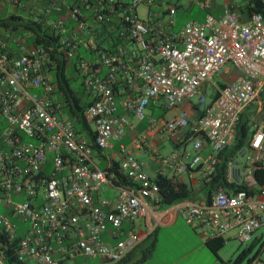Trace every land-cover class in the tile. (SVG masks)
<instances>
[{
    "label": "built area",
    "instance_id": "2783aa9c",
    "mask_svg": "<svg viewBox=\"0 0 264 264\" xmlns=\"http://www.w3.org/2000/svg\"><path fill=\"white\" fill-rule=\"evenodd\" d=\"M3 1L33 20L42 18L49 44H27V34L0 36V202L10 208L0 214V264H66L75 258L115 264L141 239L129 230L109 245L103 240L107 225L116 235L123 223L142 217L157 225L169 213L203 241L230 234L244 244L262 237L254 234L264 227V185L256 184L253 173L264 168V108L250 119L241 161L226 164L227 181L245 189L159 208L158 187L138 155L147 154L156 163L154 176L171 182L189 174L202 183L212 175L217 153L234 139L239 115L264 86L263 14L242 22L224 8L218 17L207 13L202 22L188 20L174 30L175 9L155 0H44L42 6ZM199 5L207 7L205 1ZM8 41L19 46L18 54L8 51ZM51 53L67 62L79 58L76 75L90 100L82 117L93 127L100 156L75 131L55 95L44 66ZM230 69L236 73L231 80L211 82ZM152 108L171 116H153ZM138 123L141 130L120 143ZM170 135L180 139L160 155L154 144ZM112 143L126 185L114 186L107 170ZM103 160L106 169L97 164ZM102 185L116 189L113 202L96 198ZM246 264L264 262L257 255Z\"/></svg>",
    "mask_w": 264,
    "mask_h": 264
},
{
    "label": "trees",
    "instance_id": "16d2710c",
    "mask_svg": "<svg viewBox=\"0 0 264 264\" xmlns=\"http://www.w3.org/2000/svg\"><path fill=\"white\" fill-rule=\"evenodd\" d=\"M239 12L246 17L251 13H261L264 15V0H247L246 4L241 7ZM24 14L21 12V10L16 11V13H10L8 15L4 14L3 18L0 19V33L5 34L3 38L7 39L9 33H12L16 36L27 34L29 35L26 39L27 44H33L37 46L40 44H43L44 46L48 45L49 42L47 36V28L41 25L42 18L37 17L36 20H33L32 15L26 14L25 16H23ZM103 33H105V30H102L101 34ZM49 57L50 58H46L44 66L47 70V73L51 77L52 83L55 85V95L58 97V100L60 102L64 103L65 113L72 121V125L75 131L79 135L84 136L92 152L96 156H100L99 149L93 145V136L90 132V129L84 123L82 117V112L89 105L90 100L88 95L84 93V90L80 86L78 81L79 78L76 75L75 63L79 58H71L67 62L63 58L54 56L53 53H51ZM81 59L87 60L89 58ZM71 72H73L76 77H72ZM72 84H76L77 90H74L72 88ZM259 95L262 99H264V92H261ZM209 99H212V96H209ZM155 109L156 108L151 109L153 116H163V114L165 113L163 110H160L159 113L154 115ZM137 126L138 129H141L143 127V123H138ZM247 131V120L243 115H239L237 124L234 129V139L232 143L222 151L217 153L216 157L218 159V162L214 167V172L211 176H209L206 180H203L201 183L199 193L202 196L208 197L209 194L217 192L219 190H222L225 193H234L238 190L245 189L241 185L237 186L227 181V179L225 178V169L228 161L236 159L242 154L246 144ZM121 142L125 143V140H121ZM101 169L106 168L103 167ZM107 170L114 175V178L112 180V184L114 186L126 185L129 183L125 179V177L121 173H119L118 161H110V165ZM253 175L256 184L258 186H263L264 168L255 170ZM152 180L158 187L160 195L159 208L169 206L179 201L191 200V191L189 190L188 186L178 182H171L170 180L160 176H154ZM254 241H257V239H255ZM203 243L205 248L210 253L216 255L217 251L224 245L225 239L223 237L209 238ZM14 244L15 240L12 244V247ZM152 246L153 242H150L147 246L138 248L139 258H137L136 260H134L133 257V252L136 250L135 249L125 258L115 264H139V262L144 260L149 255ZM251 247L252 245L242 250L234 259L233 264H238L241 260H243L246 257L247 253L250 251ZM258 254L259 250L255 252L253 257L257 256ZM248 261H250V259L247 260V262Z\"/></svg>",
    "mask_w": 264,
    "mask_h": 264
},
{
    "label": "crops",
    "instance_id": "0c3cea01",
    "mask_svg": "<svg viewBox=\"0 0 264 264\" xmlns=\"http://www.w3.org/2000/svg\"><path fill=\"white\" fill-rule=\"evenodd\" d=\"M199 1H205L207 3L206 8H202L199 5ZM35 6H42L44 0H33ZM247 0H176L175 4H171L175 9L174 16H173V29L176 30L180 28L185 21L191 20L196 22H202L205 15L207 13L211 14L214 17H218L221 15L224 8H228L238 13L240 20L243 22L247 19V17L243 14H240L239 10L243 5H245ZM5 5H8L3 1ZM158 5L161 6L159 3ZM11 6V5H10ZM13 7V6H12ZM14 8V12L18 11L19 9ZM196 8L197 11L194 12L195 16L198 19H189L187 18L192 12L193 9ZM155 12L158 9L154 8ZM22 12V11H21ZM24 14V12H22ZM25 13L23 16H25ZM0 36L4 37L5 34L0 33ZM8 51L13 54H18L20 52L19 46L14 45V43L8 41ZM236 73L230 69L227 76H223L221 78L222 82H227L231 80ZM221 82V81H220ZM264 92V86L259 92ZM183 108L190 109L187 104L185 103L182 105ZM264 108V99L258 95L255 102L249 106H247L242 113L240 114L245 117L247 120V125L249 128L250 119L257 115L259 110ZM193 113H188L189 118H191ZM138 125V124H137ZM135 126L132 130H128V134L122 139L123 141L127 142L132 136H134L139 130L138 126ZM180 139L178 135H170V136H163L161 139L155 142V150L159 153L160 151L167 149V154L176 144V141ZM87 142V141H86ZM120 143H122L120 141ZM117 146V145H116ZM116 147H112L111 151H108L110 156V161H118L117 156H115ZM206 149L203 150L205 152ZM142 157L145 162L154 163L148 164V167L145 169L143 168L144 173L148 178H150L147 174V170H152L154 172L156 168L155 161L149 159L147 154L140 153L138 158ZM142 158L140 159L142 161ZM146 158V159H145ZM105 162L104 167L107 165V161ZM143 162V161H142ZM154 178V177H153ZM150 178V179H153ZM176 182L182 183L188 186L189 190L191 191V200L195 201L202 198V195L199 193L201 188V183L196 179L194 175L185 174L176 178ZM104 186V192L108 193L110 190L116 189L113 186L109 185H102ZM101 186V187H102ZM101 190L98 191L96 198L98 200H106L108 202H113L115 196L113 198L105 197L102 199L101 197ZM136 220H139L138 222ZM132 223H123L120 226L119 232L114 235L112 234V229L109 225L106 226V231L103 235V240L109 244L113 245L118 240L122 239L125 234L132 230L140 239L141 242L136 250L133 252L134 260L139 258L138 248H143L147 246L150 242H153L152 249L150 250L149 255L139 262V264H231V258L229 254L233 252L226 253V246L225 243L221 249H219L216 255L210 253L204 246V241L200 239L183 221L176 215L171 213L166 214L164 220L159 224L155 225L152 220L149 218H137ZM141 221V222H140ZM257 239V238H256ZM255 240V239H254ZM225 249V250H224ZM229 252V251H228Z\"/></svg>",
    "mask_w": 264,
    "mask_h": 264
},
{
    "label": "rangeland",
    "instance_id": "374dc122",
    "mask_svg": "<svg viewBox=\"0 0 264 264\" xmlns=\"http://www.w3.org/2000/svg\"><path fill=\"white\" fill-rule=\"evenodd\" d=\"M161 4V6L163 7V8H165V7H167V6H170L171 4H175L176 3V0H155L154 1V4L155 5H158V4ZM195 11H197V9L196 8H194L193 9V12L187 17V18H189V19H198L196 16H195V14H194V12ZM14 12V8L12 7V6H10V5H5L4 3H3V0H0V19L1 18H3V16H4V14H6V15H8V14H10V13H13ZM138 13H139V15L141 16L142 15V13H143V11H142V8H138ZM201 18H199L198 20H200ZM9 35H11V33H9L8 34V36ZM71 75H72V77H76V75L73 73V72H71ZM216 82V83H218V82H220V81H222L221 80V78H219V77H217V76H213L212 78H211V82ZM72 88L75 90H77V88H76V84H72ZM204 90H205V94H206V96L208 97L210 94H211V88L208 86V85H206L205 87H204ZM55 98H57L56 96H55ZM192 102H195V99H192L191 100ZM185 109V111H186V113L188 114V113H190V109H186V108H184ZM157 113H159V110L158 109H155V114L154 115H156ZM164 118H169L170 116H171V112H166L164 115ZM132 122H134L133 120H132ZM89 128L90 129H93V127L92 126H89ZM128 134V130H126L125 131V135H124V137L126 136ZM83 137V139L86 141V138L84 137V136H82ZM123 137V138H124ZM112 145L115 147L116 145H117V143H112ZM166 151H167V149L165 148L164 150H162V151H160V155H165V153H166ZM245 157V156H244ZM142 157H139V159H141ZM146 159V158H145ZM239 159V161H241V158H238ZM142 163H143V168H147L148 167V164H153L154 165V163H149V162H145V165H144V159L142 158ZM97 164H98V166H99V168H103L104 167V165H105V162L104 161H100V162H97ZM148 174V176L150 177V178H153L154 177V172L152 173V170H147L146 171ZM104 186H102V187H100V189L99 190H101V197H102V199H104L108 194V196L107 197H109V198H113V196H116V191L114 190V189H112V190H110L108 193H106V192H104L103 190H104ZM14 200V198H12V201ZM9 205H6V204H4V203H1L0 202V214L1 213H4V214H7L8 213V211H9ZM12 219V218H11ZM136 220V219H135ZM12 222H15L16 223V225H18L19 227H21L20 226V223L19 222H17L15 219H12L11 220ZM137 222L139 221V220H136ZM141 222V221H140ZM184 223V222H183ZM254 236H257V237H259V236H262L260 239H258L257 241H254V239L252 238L250 241H248V242H246V243H244V244H239L235 239H232L231 238V235L229 234V235H227V236H225L224 237V239H225V245H227L226 246V253H230V252H233L232 254H229L230 256H232V258H231V264H233V261H234V259L237 257V255L242 251V250H244V249H246V248H248L249 246H251L252 245V247H251V249H250V251L247 253V255H246V257L243 259V260H241L238 264H246V262H247V260H249V259H251L252 257H253V255L255 254V252L257 251V250H259V254H258V258L261 260V261H263L264 262V247H262V244H263V239H264V227H261V228H259L256 232H255V234H254ZM225 250V249H224ZM229 251V252H228ZM95 261L94 260H83V259H81V258H75L73 261H70V262H66V264H93Z\"/></svg>",
    "mask_w": 264,
    "mask_h": 264
}]
</instances>
